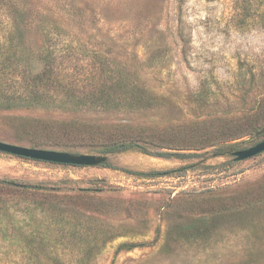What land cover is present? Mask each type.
<instances>
[{"label": "rangeland", "instance_id": "374dc122", "mask_svg": "<svg viewBox=\"0 0 264 264\" xmlns=\"http://www.w3.org/2000/svg\"><path fill=\"white\" fill-rule=\"evenodd\" d=\"M129 78L157 106L113 111L65 95L122 90ZM261 98L264 0H0L2 141L104 154L96 131L149 134L208 112L242 116L234 126ZM66 124L84 131L50 129ZM263 139L232 140L224 156L107 153L114 167L0 151V178L43 185L0 193V264H264V152L231 154Z\"/></svg>", "mask_w": 264, "mask_h": 264}, {"label": "trees", "instance_id": "16d2710c", "mask_svg": "<svg viewBox=\"0 0 264 264\" xmlns=\"http://www.w3.org/2000/svg\"><path fill=\"white\" fill-rule=\"evenodd\" d=\"M11 38H7L6 42L9 43ZM45 72V70H44ZM44 72L38 73L34 76V80H42ZM256 79L255 75L251 78L250 82ZM53 80V79H52ZM121 77L114 78L112 85L120 86ZM54 84L60 83L56 80L51 81ZM65 92L67 101H71L73 105L91 104L101 106L113 111H144L154 106H157L155 100L149 101L148 90L144 89V86L137 80V78H129L122 90L113 88L106 94L98 92H82L78 94L75 91L70 90ZM40 97L43 93H40L39 89L33 90ZM38 96V97H39ZM21 97V96H20ZM250 116L244 122L237 123L236 125H229L227 123L230 120L238 121L242 116H230L227 118L214 117L213 113L208 112L204 118H198L185 123H177L174 125L162 127L156 129L153 133H144L140 129H134L131 124L117 125L116 130L110 131L106 128L101 133L107 138L105 143H101L94 147V150L107 153L124 152L132 149H137L143 152L150 151L154 148L159 155H176L184 156L181 150L194 149L204 150L211 149L212 156H224L227 155L234 143L232 140L242 138L248 134L257 133V135H264V98L257 100L256 106L249 109ZM223 120L225 123L218 124L216 121ZM51 130L60 132L62 136L74 137L81 135L83 129L79 125L66 124V125H51ZM58 134V133H57ZM57 143V142H56ZM34 146H41L44 148L56 149L58 144H52L50 142H35ZM164 148L175 149L176 152L163 150ZM70 150V149H63ZM199 152H195L192 155H197ZM104 166L114 167V165L108 160ZM127 171V170H126ZM43 188L41 184L30 185L27 183L3 179L0 178V193L5 190H27L34 189L40 191ZM134 244L123 243L120 244L119 249L131 250L134 248Z\"/></svg>", "mask_w": 264, "mask_h": 264}, {"label": "water", "instance_id": "95a60500", "mask_svg": "<svg viewBox=\"0 0 264 264\" xmlns=\"http://www.w3.org/2000/svg\"><path fill=\"white\" fill-rule=\"evenodd\" d=\"M0 151L33 160L82 166L103 165L109 160L106 154L76 153L65 150L30 147L2 140H0ZM262 152H264V139L248 148L236 150L231 154L235 161H241Z\"/></svg>", "mask_w": 264, "mask_h": 264}]
</instances>
